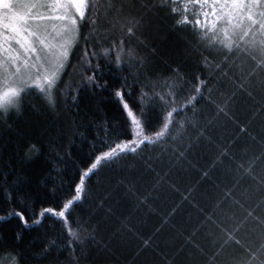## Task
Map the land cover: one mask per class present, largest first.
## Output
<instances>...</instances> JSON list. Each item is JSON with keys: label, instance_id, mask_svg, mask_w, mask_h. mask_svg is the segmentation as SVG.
I'll return each mask as SVG.
<instances>
[{"label": "trees", "instance_id": "trees-1", "mask_svg": "<svg viewBox=\"0 0 264 264\" xmlns=\"http://www.w3.org/2000/svg\"><path fill=\"white\" fill-rule=\"evenodd\" d=\"M131 2L129 11L141 23L135 35L123 37L125 53L119 67L116 51L105 56L101 49H111L113 40H120V25L108 22L111 14L102 17L100 27L107 31L97 40L90 34L91 22H83L79 43L60 81L67 94L58 91L51 107L38 89L26 90L18 108L0 112V216L6 217L0 219V264H12L5 255L9 251L18 256L17 264H223L228 256L241 264L264 261L259 252L264 241L252 217L237 237L240 243L230 241L219 254L222 233L207 219L211 216L227 229L233 213L240 217L252 211L254 216H264V86H258L264 73L249 78L253 62L238 54L225 61L222 32L210 31L202 39L211 28L203 14L196 31L191 23L177 24L180 17L161 6L171 0ZM142 3L154 7L144 8ZM207 11L212 21L210 6ZM192 12L189 5L190 20L195 19ZM86 46L89 51L95 47L99 54L93 65H100L101 86L81 83L80 56ZM128 48L135 50L134 56L127 55ZM204 58L212 62L211 67L204 66ZM215 64H221V70ZM177 68L191 83L197 73L201 79L211 76L205 98L196 103L195 115L188 108L175 116L176 121H191L182 136L146 145L91 176L86 198L70 217L91 233L76 246L75 258L66 247L61 222L45 218L39 225H25L8 216L13 208H28L25 215L31 220V207L59 203L72 194L90 145L98 146L106 129L110 138L125 129V114L114 96L116 87L126 80L131 95L125 99L139 107L141 85L148 83L145 91L151 95L155 81L161 91L162 82ZM191 83L185 84L177 99ZM225 99H229L228 115L217 114L215 102ZM153 104L156 124L162 119L163 105Z\"/></svg>", "mask_w": 264, "mask_h": 264}, {"label": "snow or ice", "instance_id": "snow-or-ice-1", "mask_svg": "<svg viewBox=\"0 0 264 264\" xmlns=\"http://www.w3.org/2000/svg\"><path fill=\"white\" fill-rule=\"evenodd\" d=\"M189 5L193 6L194 20L189 19ZM133 6L131 0H0V51H3L2 37L7 29L8 40L16 41L23 52V56L17 53L7 61L0 59V112L7 113L10 109L18 108L22 94L26 90L38 89L46 104L51 107L57 102L58 91L67 94V88H60V81L69 63L70 53L79 43L83 22H91L90 34H94L97 40L102 32L107 31L100 27L102 17L107 19L111 14L112 18L108 19V22L113 27L116 24L120 25L122 30L120 40H113L111 49L109 47L101 49L105 56L110 54V50H115V64L119 67L125 53L123 37L135 35L141 23L140 18L129 11ZM161 6L169 7L171 14L180 17L177 24L191 23L196 31L200 29L203 14L205 25L210 23L211 28L204 31L202 39H206L210 31L222 32L224 39L220 40V45L224 50L222 55L225 61L229 56L238 54L253 62L248 72L249 78L264 73V0H171L169 5ZM209 6L214 17L212 21L208 20ZM142 7L154 6L142 3ZM197 7L201 9L200 12L195 11ZM101 8L103 12L100 11ZM88 39L86 36V43ZM127 55L134 56L135 50L128 48ZM94 58L99 59L97 50L92 47L89 51L86 46L80 56L81 83L101 86L97 79V69L100 65L98 63L93 65ZM18 60H22V63H17ZM202 63L206 68L212 66V62L207 58H204ZM6 64L14 68H6ZM215 68L219 71L222 65L215 64ZM89 72L91 74H88ZM173 72L174 76L167 77L162 82L161 91L156 90L155 81L151 82V95L145 91L149 84L141 85L139 107L125 99L126 95H131V88L127 86L126 80L116 87L114 96L121 103L125 114V129L115 138H110V133L106 129L104 135L100 137L99 145L95 143L90 145V153L82 162L84 166L77 170L78 180L73 181L72 194L59 203L42 204L38 209L29 206L31 220L25 215L28 208H13L8 212V216H16L25 225L29 223L39 225L45 218H54L61 222L67 233L66 247L75 258L76 246L91 233L80 221L70 220V217L86 198L87 181L91 176L126 156L139 152L146 145L159 144L169 136L173 139L182 136L186 125L191 121L187 118L176 121L175 116L188 108H192L195 115L196 103L205 98L204 88L208 87L211 76L201 79L197 73L194 75L195 82L191 83L178 68L173 69ZM189 83L191 87L177 99L185 84ZM258 86H264V79L258 81ZM240 87L243 89V84ZM208 92L211 99V88H208ZM72 99L75 100L76 97L73 96ZM154 101H159L163 105L160 109L162 119L156 124L152 119ZM228 105L229 99L215 102L217 114L228 115ZM249 217L256 221L255 226L260 229L261 240L264 241V216H254L252 211L240 217L233 213L231 226L227 229L218 220L211 216L207 217L222 233L223 242L217 254L222 252L224 245L230 241L240 243L237 237L241 230L248 226ZM5 218L0 216V219ZM194 246L199 247L195 244ZM259 252L264 255V242L261 243ZM5 255L12 259V264H17L18 256L15 253L9 251ZM251 255L256 257L257 252L253 251ZM223 264H241V261L228 256ZM261 264H264V261H261Z\"/></svg>", "mask_w": 264, "mask_h": 264}, {"label": "rangeland", "instance_id": "rangeland-1", "mask_svg": "<svg viewBox=\"0 0 264 264\" xmlns=\"http://www.w3.org/2000/svg\"><path fill=\"white\" fill-rule=\"evenodd\" d=\"M52 15H55V13H52ZM7 33L8 30L5 29V34L3 35L2 39L4 41V47H3V51H0V59L2 60H9L10 57L15 56L17 53H20L21 56H23V52L20 49L19 45L16 43V41L12 40L9 41L7 38ZM9 45H11V47H9ZM17 63H22V60H18ZM5 67H13L11 65H5Z\"/></svg>", "mask_w": 264, "mask_h": 264}]
</instances>
